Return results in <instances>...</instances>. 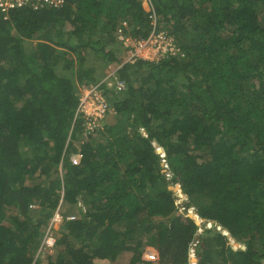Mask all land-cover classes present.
<instances>
[{
	"label": "trees",
	"instance_id": "trees-1",
	"mask_svg": "<svg viewBox=\"0 0 264 264\" xmlns=\"http://www.w3.org/2000/svg\"><path fill=\"white\" fill-rule=\"evenodd\" d=\"M66 1L0 12V264H264V0ZM159 26L180 55L128 61ZM83 85L115 121L86 130Z\"/></svg>",
	"mask_w": 264,
	"mask_h": 264
},
{
	"label": "built area",
	"instance_id": "built-area-1",
	"mask_svg": "<svg viewBox=\"0 0 264 264\" xmlns=\"http://www.w3.org/2000/svg\"><path fill=\"white\" fill-rule=\"evenodd\" d=\"M66 2V0H0V12L7 18L8 14L13 10L23 8H31L33 10H40L43 8L58 9L63 7ZM154 21H156V19ZM118 34L120 40L125 44V46L130 47V40L123 35V31L119 30ZM151 35L152 39L150 41V45L157 48L155 52L161 54L164 58L180 55V49L175 44L174 39L169 36L167 32H153ZM136 58L143 59V57L139 54H134L128 61H134ZM84 88H89L90 91L81 96L78 113L87 121L86 130L88 132H93L94 130L99 129V121L102 117H105L108 113H110L111 107L107 105L106 99L103 96L104 89L99 85ZM117 88L121 91L124 90L125 83L123 81H118ZM61 219L62 217L60 212L57 211L54 220L55 222H58L61 221ZM74 219L75 217L67 218V220ZM46 238L45 247L48 251L52 252L55 249L56 238L51 236L49 232L47 233Z\"/></svg>",
	"mask_w": 264,
	"mask_h": 264
},
{
	"label": "rangeland",
	"instance_id": "rangeland-1",
	"mask_svg": "<svg viewBox=\"0 0 264 264\" xmlns=\"http://www.w3.org/2000/svg\"><path fill=\"white\" fill-rule=\"evenodd\" d=\"M144 9H145V12L148 14L152 11V7L149 6V3L147 1L144 2ZM154 20H155V18H154ZM154 20L152 22V25H155L156 21H154ZM124 25L126 26V24H124ZM160 28L161 27L159 26V32H162V33L165 32L162 30V28L161 29ZM127 30L130 32L131 29L128 28ZM123 35L130 40L129 46L132 49V52H130V54L128 55V58H127L128 60H130L134 54H139L141 57H143V59L150 60V61H159L161 59H164V57L161 54L155 52L157 50V48L150 45V41L152 39L153 34L150 35L147 39L132 38L129 35H125V34H123ZM116 40L118 43H121L124 45V47H126L125 44L120 40L119 36L116 37ZM109 49L114 50L119 55H123V51L125 52V50H123L122 47L116 45V43H114L112 45L110 44ZM127 53H125V55ZM92 64H93V62H92ZM115 80L118 81L115 70L112 69L111 67H108L106 72H105V78L102 80L101 84L103 82H107L109 84L108 86L112 88L115 86L113 83V82H115ZM84 87H86V85H83L80 89V95L81 96L90 91L89 88L85 89ZM87 89H89V90H87ZM114 116H116V118H117L115 109L111 108L110 113H108L105 117H102V119L99 121V125H98L99 127L98 128H102L103 125L105 124L106 120H108V119H113L115 121ZM85 125L87 127V121H86ZM58 210H60V208ZM60 215L62 217L61 221L55 222V220H54L55 216L51 220V222L49 223L46 230H44V231H46V235L49 232V234L51 236H53L54 238H57L59 236L60 228H61L62 224L64 223L65 218H69V217L78 218V217H80V210L76 206L64 205L61 208ZM46 235H45V238L43 239V241L41 243V246L39 247V249L36 253V256H35L36 259H38L39 256H42L43 259H46L47 256H54L55 257L57 255L55 250L50 252L46 249V247H45V242L47 240ZM234 251L236 252V250H234ZM132 256H133V254L131 252H124L123 254H121V256H119L118 260L113 262V263H111L109 261H105V260L104 261L96 260L95 262H96V264H131Z\"/></svg>",
	"mask_w": 264,
	"mask_h": 264
}]
</instances>
